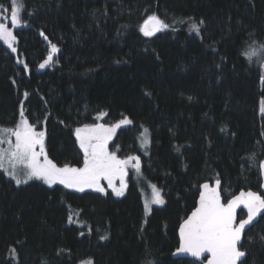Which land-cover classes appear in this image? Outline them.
<instances>
[{
    "label": "trees",
    "instance_id": "obj_1",
    "mask_svg": "<svg viewBox=\"0 0 264 264\" xmlns=\"http://www.w3.org/2000/svg\"><path fill=\"white\" fill-rule=\"evenodd\" d=\"M20 2L27 26L13 31L17 52L0 41V126L17 123L23 104L46 132L48 157L81 167L74 130L97 123L100 112L106 124L127 117L133 124L112 150L143 158L144 183L132 179L116 198L41 181L17 186L0 171V264H202L173 257L199 185L221 180L225 201L242 190L262 194L264 67L241 50L264 43V0ZM151 15L171 27L147 38L139 28ZM193 20L204 21L200 36L189 30ZM49 41L60 51L41 69ZM148 182L165 197L150 216L141 191ZM261 237L262 218L245 236L246 264H264Z\"/></svg>",
    "mask_w": 264,
    "mask_h": 264
},
{
    "label": "snow or ice",
    "instance_id": "obj_2",
    "mask_svg": "<svg viewBox=\"0 0 264 264\" xmlns=\"http://www.w3.org/2000/svg\"><path fill=\"white\" fill-rule=\"evenodd\" d=\"M6 12H10V16L3 15ZM23 14L24 6L20 0H11L9 8L0 5V41H3L13 53L17 52L15 47L17 36L9 25L13 28L26 27ZM203 24V20L198 22L193 20L189 30L200 36ZM170 27L158 16L151 15L143 22L139 31L144 37L151 38ZM40 34L48 40L43 32ZM49 43L51 44L50 41ZM59 51L56 44H51V52L39 67L43 69L52 64L53 55ZM241 54L249 63L258 61L259 66L264 67V43L257 44L253 41L241 50ZM24 67L27 69L28 65L25 64ZM23 95L27 99L28 93L24 92ZM260 112L264 114V100L261 101ZM106 115V112H100L95 120H102ZM38 123H32L25 117L24 106L21 104L19 121L13 126H0V171L5 172L17 186L27 185L31 181H41L50 188L63 185L64 188L77 192L92 189L105 196L108 195L107 189L110 188L117 197H121L128 189L126 178L130 169L142 177L139 155L120 158L115 151H109V143L117 129L132 125V119L125 117L110 126L105 123H92L76 128L75 136L83 151L82 167H72L68 164L58 166L54 163L45 150L46 133L44 130H37ZM140 143L145 149L151 144L147 128L141 133ZM247 159L252 161L253 165H257L255 155ZM258 169L260 174L264 175V159L258 162ZM103 182H106V186ZM199 189L198 206L179 225L177 253L190 255L202 264H246L243 260L246 250L243 249L242 241L245 239L246 229L251 230L249 226L253 225V221L257 217L264 219L261 215L264 213V195L254 191H241L239 195L225 201L221 195L219 179H215L214 186L206 182L199 185ZM151 190V197L144 203L146 212H151V205L165 204L162 190L156 185H151ZM238 209L242 212V218L239 220ZM68 223H73L71 215L68 217ZM80 234L83 235V232ZM102 239L107 237L104 236ZM12 252L15 253V249H12ZM86 264H92V261L89 260Z\"/></svg>",
    "mask_w": 264,
    "mask_h": 264
},
{
    "label": "rangeland",
    "instance_id": "obj_3",
    "mask_svg": "<svg viewBox=\"0 0 264 264\" xmlns=\"http://www.w3.org/2000/svg\"><path fill=\"white\" fill-rule=\"evenodd\" d=\"M9 27H10V29H12L13 31H14V29L15 28H13V26H11V25H9ZM3 42V41H2ZM4 43V42H3ZM5 44V43H4ZM6 45V44H5ZM7 46V45H6ZM107 117V115L102 119V120H97V123H105V122H103L104 120H105V118ZM19 121V120H18ZM106 124V123H105ZM106 125H113V124H106ZM126 126V125H125ZM125 126H122L121 128H119V129H117V131H116V133H115V135H114V137H113V139H112V141L109 143V151H113L112 150V144H113V142L115 141V138L117 137V135H118V133H119V131H120V129H122L123 127H125ZM37 130L38 131H40V130H44V129H42V128H40L39 126H37ZM46 133V132H45ZM45 145H46V137H45ZM78 145H79V142H78ZM79 149H80V147H79ZM45 150H46V146H45ZM80 151H81V153H82V155H83V151L80 149ZM141 158V157H140ZM141 161H143V158H141ZM82 166H83V164H82ZM81 166V167H82ZM141 166H142V162H141ZM142 170V169H141ZM5 173V172H4ZM6 174V173H5ZM7 175V174H6ZM143 176V175H142ZM139 178H141L140 176H137V174H135L134 173V171H132L131 169L129 170V175H128V177L126 178L127 179V182H128V187H129V184H130V182H131V180L133 179V180H136V179H139ZM11 179V178H10ZM14 181V180H13ZM130 181V182H129ZM141 181L144 183V178L142 177L141 178ZM15 182V181H14ZM32 182V181H31ZM31 182H29V183H31ZM104 184H105V186H106V182H103ZM116 184H117V186L119 185V181L117 180L116 181ZM151 185H154V184H152V183H150V182H148V183H146V186L145 187H143L142 189H141V191H142V195H143V203H145V200L146 199H149L150 197H151V193H152V190H151ZM63 186V185H62ZM158 187V186H157ZM159 188V187H158ZM160 189V188H159ZM70 190H72V189H70ZM128 190V189H127ZM72 191H75V190H72ZM86 191H93L92 189H86L84 192H86ZM107 191H108V193H110V194H112L114 197H116V198H121V197H123V196H121V197H117L113 192H112V190L110 189V188H108L107 189ZM77 192V191H76ZM95 192V191H94ZM126 193H127V191H126ZM125 193V194H126ZM162 194H163V192H162ZM125 196V195H124ZM163 197H164V195H163ZM164 199H165V197H164ZM164 205H151V212H146L145 211V213H146V215L147 216H150V214L153 212V210H154V208H156V207H163ZM85 264H86V262H85Z\"/></svg>",
    "mask_w": 264,
    "mask_h": 264
},
{
    "label": "water",
    "instance_id": "obj_4",
    "mask_svg": "<svg viewBox=\"0 0 264 264\" xmlns=\"http://www.w3.org/2000/svg\"><path fill=\"white\" fill-rule=\"evenodd\" d=\"M160 32H158L156 35H158ZM261 180H262V185H264V175H261ZM207 183H209L210 185H212V186H214V183H210V182H207ZM222 189H223V183H222V181H221V195H222ZM243 191H253V190H243ZM241 192V191H240ZM239 192V193H240ZM255 192V191H254ZM239 193L238 194H236V195H239ZM236 195H234V196H236ZM262 195H264V186H262ZM233 196V197H234ZM222 197H223V195H222ZM198 201H199V199H198ZM197 206H198V202H197ZM244 211H246V210H244ZM241 212V210L240 209H238V211H237V218H238V220H239V213ZM191 215V214H190ZM189 215V216H190ZM262 216H264V213H262L261 214ZM260 219H261V217H257V219L255 220V221H253V225L252 226H249L250 228H253L259 221H260ZM249 230L248 229H246V234H247V232H248ZM246 234H245V236H246ZM244 243V240L242 241V244ZM174 258L175 259H189V260H193V261H196V262H199V263H202L201 261H198V260H196L195 258H193V257H191L190 255H186V254H178L177 253V251L174 253ZM247 259V253H246V256L243 258V260L245 261Z\"/></svg>",
    "mask_w": 264,
    "mask_h": 264
},
{
    "label": "bare ground",
    "instance_id": "obj_5",
    "mask_svg": "<svg viewBox=\"0 0 264 264\" xmlns=\"http://www.w3.org/2000/svg\"><path fill=\"white\" fill-rule=\"evenodd\" d=\"M260 177H261V174H260ZM220 181H221V180H220ZM261 181H262V180H261ZM214 182H215V181H214ZM214 182H210V183H214ZM242 191H243V190H242ZM237 194H238V193H237ZM222 195H223V189H222ZM235 195H236V194H235ZM233 196H234V195H233ZM233 196H232V197H233ZM230 198H231V197H230ZM198 199H199V198H198ZM223 199H224V198H223ZM197 202H198V200H197ZM196 206H197V205H196ZM194 210H195V209H194ZM194 210H193V211H194ZM190 214H191V213H190ZM190 214H189V215H190ZM189 215H188V216H189ZM182 223H183V222H182ZM178 234H179V231H178ZM176 251H177V250H176ZM176 251H175V252H176ZM175 252H174V253H175ZM173 257H174V254H173Z\"/></svg>",
    "mask_w": 264,
    "mask_h": 264
}]
</instances>
